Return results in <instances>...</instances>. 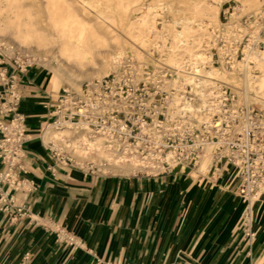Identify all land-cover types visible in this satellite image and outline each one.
I'll use <instances>...</instances> for the list:
<instances>
[{"label": "crops", "instance_id": "crops-1", "mask_svg": "<svg viewBox=\"0 0 264 264\" xmlns=\"http://www.w3.org/2000/svg\"><path fill=\"white\" fill-rule=\"evenodd\" d=\"M0 71L15 76L29 137L21 173L28 187L8 189L13 206L28 214L6 212L0 195V264H264V194L253 211V228L260 219L263 225L249 241L237 180L231 192L198 188L178 174L104 176L56 163L42 137L56 119L60 91L50 72L38 65L20 72L1 54ZM12 118L0 114V123ZM0 188L6 192L7 185ZM196 190L205 193L203 203L192 201ZM47 222L71 233L79 246L58 241Z\"/></svg>", "mask_w": 264, "mask_h": 264}, {"label": "bare ground", "instance_id": "bare-ground-1", "mask_svg": "<svg viewBox=\"0 0 264 264\" xmlns=\"http://www.w3.org/2000/svg\"><path fill=\"white\" fill-rule=\"evenodd\" d=\"M239 1L243 3V10H253L254 17L260 19L264 0ZM140 2L0 0V46L11 55L51 57L70 79V85L79 91L84 80H102L111 73L121 74L128 65L135 75V82L146 81V64L142 60L152 58V46L155 48L156 42L161 40L160 47L167 55L164 63L169 70V77H164L162 82L166 89L173 87L176 91L173 104L178 109V115L189 111L201 121L195 115L194 105L181 97L182 91L190 90L200 95L201 104L209 106L216 84L228 83L236 87L234 81L240 77L243 79L241 86H237L242 90L240 99L246 104L257 103L264 107V49L249 43L244 50V60L232 66L233 73L214 65L213 50L217 47L218 32L229 37L227 32L232 30L231 27L227 31L221 29L220 7L225 4L224 9L231 12L233 22L238 21L240 16L238 12L230 11L229 0L197 1L190 4L189 16L181 8L175 11L172 2L153 0L148 6L141 4L138 7ZM181 2L178 0V4ZM139 8L145 10L142 16L138 19L132 17L133 11ZM158 10L166 12V16L173 14L179 18L171 24L166 20L162 31L156 19ZM177 25L181 30H177ZM116 27L121 31L117 32ZM255 39L256 42H264L259 32L255 33ZM224 53L223 49H219L220 55ZM73 70L80 73L77 80L72 78ZM61 82V72L57 71L52 85L56 88ZM42 137L46 143H53L80 165L93 162L106 173L137 174V157L119 152L118 148L103 139H90L85 132L69 125L46 126ZM208 162L206 159L202 170ZM195 175L203 176L200 170L191 177ZM219 179L222 188H229L235 180L234 170L230 167L221 169ZM205 196L201 190L191 192L193 202L203 203ZM262 225V219L254 223L253 241L258 238Z\"/></svg>", "mask_w": 264, "mask_h": 264}, {"label": "built area", "instance_id": "built-area-1", "mask_svg": "<svg viewBox=\"0 0 264 264\" xmlns=\"http://www.w3.org/2000/svg\"><path fill=\"white\" fill-rule=\"evenodd\" d=\"M261 21L264 12L259 15ZM229 37L221 34L219 49L222 63L233 69L238 52L232 43H241L244 37L237 28ZM257 44L255 40L251 42ZM233 46V47H232ZM20 72L30 64L13 61ZM157 70V69H156ZM156 70L145 73L147 80L135 82V75L128 65L121 74H112L102 80L88 81L80 90L60 89L52 126L69 125L85 132L90 139L100 138L118 148L119 152L137 157V175L148 177L164 174L202 172L203 178L217 181L223 162L233 165L237 171L236 195L243 205L242 233L254 240V205L264 194V107L257 103L246 104L240 99L239 88L228 83L216 84L209 106L201 104L200 95L190 90L182 91L196 111L195 119L187 111L178 115L173 104L175 89H166L158 80ZM156 75H155V74ZM0 114H12L9 123H0V188L4 210L16 208L19 217L27 215L25 207L11 203L8 189L23 191L28 183L22 178L25 145L29 137L25 118L19 113L21 93L15 84V76L0 71ZM56 163L96 173L98 166L89 162L80 165L69 154L53 143H47ZM209 160L204 170L203 165ZM50 170H53L51 167ZM15 219V218H14ZM55 233L58 241L72 247L79 246L76 237L64 228L44 225Z\"/></svg>", "mask_w": 264, "mask_h": 264}, {"label": "rangeland", "instance_id": "rangeland-1", "mask_svg": "<svg viewBox=\"0 0 264 264\" xmlns=\"http://www.w3.org/2000/svg\"><path fill=\"white\" fill-rule=\"evenodd\" d=\"M182 1L181 4H178V0H162V2H165V3H173L174 4V10L176 11V9L178 8H181L183 10H186L187 12V15L189 16V14L191 13V10H190V4H193L197 1H200V0H180ZM208 2H212V0H206ZM153 3V0H141V2L139 3V6H141V4L143 6H148L149 4H152ZM225 5V4H224ZM224 5L222 7H220L219 9V20H220V23H221V29L223 28L224 31H227L229 30V27H231V31L233 32H227L229 35H232L233 33H235L234 31L239 27L241 28V32L239 35H241L242 37H244L245 39L242 40L241 43L239 44H235V43H232L234 47V51L237 49L236 52L234 53H237L238 52V58H237V61L241 62L244 60V57H245V53H244V50L246 48L247 45H249V43H251L252 41H256L255 39V33L259 32L260 33V36H262V38H264V19L263 21L261 20H257L256 17H254V11L253 10H243V3L239 0H229V4L228 6L230 7V11L231 10H234V12H238V14L240 15L239 16V20L238 21H234V18L231 14V12L229 11H225L224 9ZM243 10V11H241ZM262 13L264 12V2L262 3ZM145 12V10H140L137 9L135 11H133V15L132 17L134 18H140L142 16V14ZM166 12L164 11H161V10H158V16H157V23H158V28L160 30H164V22H170L173 23V21L175 19H178V17L174 16L173 14H169V15H165ZM176 15V14H175ZM257 21V22H256ZM228 25V26H227ZM117 29V32H120V28L119 27H116ZM177 30H181V27L179 25L176 26ZM220 33V34H219ZM221 35V32H218V36H217V47L213 50V58H214V65L216 68L218 69H225L227 70L228 72H235L233 69H231L230 67H228L227 65H224L222 64V60L219 56V47L221 45V43L219 44V37ZM258 41V40H257ZM156 46L155 48H153L154 46H152V58L151 57H145V59H143V63L146 64L145 65V71L149 74H152L150 73V71H154L156 70V74H157V78L158 80L160 81H163L164 77H169V70L168 68L165 66V59L167 58V55L166 53H164L161 49V45H162V41L161 40H158L156 42ZM232 46V47H233ZM258 46L261 48V49H264V42L263 41H258ZM160 47V49H159ZM128 51L129 48H128ZM151 53V52H150ZM0 54L5 57L6 59H8L9 61H18L20 63H27V64H30V65H38V66H41V67H45L51 74L52 78L54 76V74L57 72V71H60L61 72V76H62V82H61V85L58 86V87H54V90L55 91H59L60 89H63V88H66V89H73V90H76L77 88H74L71 84V82L69 81L70 79L67 78L62 70L60 69L58 63L52 59L51 57H48V58H34V57H31V56H28V55H22V56H19V55H11L10 53L7 52L6 48L3 47V46H0ZM137 63V61L135 62ZM143 64V65H144ZM74 73V74H73ZM73 80L76 79L77 80V76L80 75V73L77 71V70H73ZM114 73H111L110 75H112ZM155 74V73H154ZM155 74V75H156ZM109 76V75H108ZM107 76V77H108ZM242 77L238 78L237 81H234V83L237 85V86H241L242 84V80L241 79ZM89 80H84L82 82L81 85H83L84 83L88 82ZM90 81H93V80H90ZM80 85V87H81ZM236 86V87H237ZM239 88V87H237ZM241 89V88H239ZM68 155V154H67ZM70 156V155H69ZM70 158H72L70 156ZM223 167V168H222ZM222 169H224L225 167H230L234 170L235 172V180L234 182L232 183V185L225 189V188H222L220 186V179H218L217 181H210L208 180L207 178H203L201 177L200 175H198L196 177V175L194 176V178L190 177L191 175L195 174L196 172H187V173H180L178 174V176H184V177H187V179H190V181L192 183H194L196 185V187H201L203 189H206L207 186L208 188H216L218 186H220V188L222 190H228V191H233L234 189H232V187L234 186L236 180H237V175H238V171L237 169L229 164V163H225L223 162L222 164ZM87 171V170H86ZM96 174H100V175H104V176H113V175H116V176H126V177H134L136 176L137 174L135 173H129L127 175H117V174H112V173H106L100 169L96 170L95 171ZM187 174V175H185ZM161 176H165V177H171V176H174L172 174H164V175H161ZM161 176H154V177H161ZM200 188V189H201Z\"/></svg>", "mask_w": 264, "mask_h": 264}]
</instances>
